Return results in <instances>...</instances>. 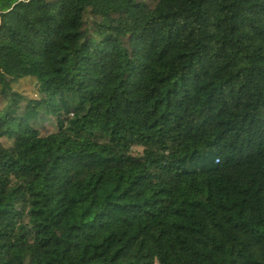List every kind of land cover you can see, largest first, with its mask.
I'll return each mask as SVG.
<instances>
[{
  "label": "trees",
  "instance_id": "1",
  "mask_svg": "<svg viewBox=\"0 0 264 264\" xmlns=\"http://www.w3.org/2000/svg\"><path fill=\"white\" fill-rule=\"evenodd\" d=\"M0 98V264H264V0H0Z\"/></svg>",
  "mask_w": 264,
  "mask_h": 264
},
{
  "label": "rangeland",
  "instance_id": "2",
  "mask_svg": "<svg viewBox=\"0 0 264 264\" xmlns=\"http://www.w3.org/2000/svg\"><path fill=\"white\" fill-rule=\"evenodd\" d=\"M9 81L12 84L13 91L21 93L26 98H32L33 94L37 92L38 83L29 78H11ZM5 104L6 103L0 98V113L4 109Z\"/></svg>",
  "mask_w": 264,
  "mask_h": 264
}]
</instances>
